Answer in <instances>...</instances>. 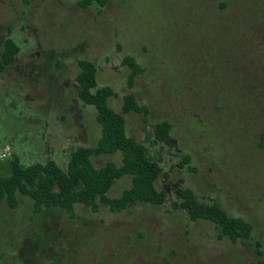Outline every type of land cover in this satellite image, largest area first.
I'll list each match as a JSON object with an SVG mask.
<instances>
[{"label": "rangeland", "instance_id": "obj_1", "mask_svg": "<svg viewBox=\"0 0 264 264\" xmlns=\"http://www.w3.org/2000/svg\"><path fill=\"white\" fill-rule=\"evenodd\" d=\"M78 1L0 0V55L6 39L20 48L0 74V150L10 148L0 177L15 157L65 169L73 150L97 144L96 110L75 81L89 61L98 87L116 93L112 109L128 93L149 109L125 115L126 131L162 168L156 187L168 199L117 214L77 204L71 219L57 208L36 215L20 194L15 209L0 202V264H264V0H109L101 13ZM126 56L142 67L133 87ZM164 121L170 137L158 142ZM130 186L124 177L109 196ZM178 188L251 223L248 245L175 210Z\"/></svg>", "mask_w": 264, "mask_h": 264}, {"label": "trees", "instance_id": "obj_2", "mask_svg": "<svg viewBox=\"0 0 264 264\" xmlns=\"http://www.w3.org/2000/svg\"><path fill=\"white\" fill-rule=\"evenodd\" d=\"M108 2L109 0H79L77 5L81 9L96 6L101 13ZM19 52L20 48L13 39L4 41L0 55V74L14 64ZM123 63L131 69L129 85L133 87L142 67L131 56H126ZM78 65L80 71L75 77L77 94L84 106H92L96 110V120L101 128L97 144L73 150L65 169L59 167L53 159H48L45 164L22 168L20 159L15 157L11 162L10 174L0 177V202L5 201L15 209L19 205L18 196L21 194L32 199L34 214H41L44 209L57 208L71 219L77 218V204L84 205L95 213L102 204L114 214L142 204L164 205L168 192L156 187L157 181L164 175L162 168L148 157L146 146L129 137L126 131L125 115L138 113L147 117L149 109L140 105L133 93H128L123 97L122 112L115 111L108 101L116 97V93L109 86L98 87L97 66L89 61H79ZM171 129L172 125L168 121L156 124V140L166 142ZM117 154L121 155L119 163L108 161L98 167L94 162V159ZM187 160L189 159L186 158L188 163ZM180 166L183 167L184 164ZM127 176L131 177V186L120 196L110 197L109 193L116 182ZM28 180L35 183L33 188L27 185ZM176 192L178 200L174 202V209L184 211L191 222H211L222 237L233 243L240 241L248 245L252 239L251 223L229 215L218 204L201 202L189 188H178ZM256 247L259 248L260 245L256 243Z\"/></svg>", "mask_w": 264, "mask_h": 264}, {"label": "built area", "instance_id": "obj_3", "mask_svg": "<svg viewBox=\"0 0 264 264\" xmlns=\"http://www.w3.org/2000/svg\"><path fill=\"white\" fill-rule=\"evenodd\" d=\"M10 156V148L7 147L3 151L0 150V161L6 160Z\"/></svg>", "mask_w": 264, "mask_h": 264}]
</instances>
